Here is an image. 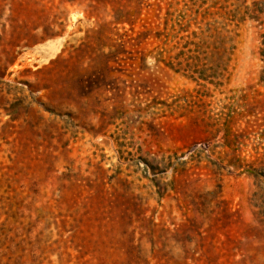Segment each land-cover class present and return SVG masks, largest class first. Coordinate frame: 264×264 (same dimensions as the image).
<instances>
[{
  "label": "rangeland",
  "instance_id": "obj_1",
  "mask_svg": "<svg viewBox=\"0 0 264 264\" xmlns=\"http://www.w3.org/2000/svg\"><path fill=\"white\" fill-rule=\"evenodd\" d=\"M261 224L264 0H0V264H264Z\"/></svg>",
  "mask_w": 264,
  "mask_h": 264
},
{
  "label": "trees",
  "instance_id": "obj_2",
  "mask_svg": "<svg viewBox=\"0 0 264 264\" xmlns=\"http://www.w3.org/2000/svg\"><path fill=\"white\" fill-rule=\"evenodd\" d=\"M254 177H256V175L254 176ZM260 223H262V221H259ZM261 225H263V224H261ZM264 226V225H263Z\"/></svg>",
  "mask_w": 264,
  "mask_h": 264
}]
</instances>
